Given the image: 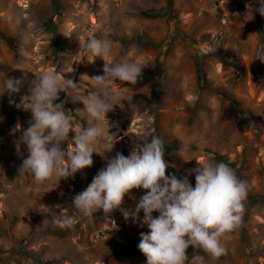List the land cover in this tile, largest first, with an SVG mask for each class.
Wrapping results in <instances>:
<instances>
[{"label":"rangeland","instance_id":"374dc122","mask_svg":"<svg viewBox=\"0 0 264 264\" xmlns=\"http://www.w3.org/2000/svg\"><path fill=\"white\" fill-rule=\"evenodd\" d=\"M61 1L64 8L55 13L52 0H0V32L18 43L14 52L0 37V81L27 75L19 93L0 96L8 100L0 99V264H146L140 251L128 257L112 255L133 241L139 244L141 232L149 231L124 219L122 211L131 213L136 203L128 197L111 220L95 214L94 220L81 218L71 227L63 223V217L73 215L72 198L105 166L99 155L93 154L92 167L59 184L55 178L42 184L28 176L17 179L22 158L15 142L31 112L16 105L29 94L35 74L73 79L84 94L96 89V82L87 77L102 76L105 62L141 65L143 75L136 85L115 80L111 84L112 93L125 100L114 101L118 105L107 114L115 125L110 132L119 136L110 156L129 155L156 127L164 144H179V150L164 152L166 175L180 179L197 162H217L216 155H221L243 167V180L252 193L264 195V37L257 28L258 12L247 15L246 8L259 7L257 0H174L176 19L143 15L162 10L167 0ZM46 21L51 23L48 29ZM261 21L264 29L262 16ZM93 36L112 42L105 61L85 47ZM140 37L158 46L142 44ZM217 50L226 55L228 65L213 55ZM199 60L205 65L209 90L200 87ZM158 62L161 77L155 73ZM157 91L160 96L154 103ZM60 102L72 112L74 123L87 122L82 102L63 92ZM11 116L13 124L6 129ZM104 123L107 127L108 121ZM21 152L26 158L23 146ZM188 179L195 187V175ZM143 194L133 190L137 201ZM221 243L226 249L223 257L207 254L189 264H264V200L253 203L247 195L241 226Z\"/></svg>","mask_w":264,"mask_h":264},{"label":"clouds","instance_id":"9594fccd","mask_svg":"<svg viewBox=\"0 0 264 264\" xmlns=\"http://www.w3.org/2000/svg\"><path fill=\"white\" fill-rule=\"evenodd\" d=\"M257 2V8L246 5L247 15L258 12L264 17V0ZM85 47L93 56L105 61L111 54L112 42L93 36L85 42ZM143 68L129 61L105 62L102 76H81V80L87 77L97 85L95 90L84 94H80V84L73 79L58 73L35 74V79L29 82V94L21 97L20 104L16 105L31 112L27 128L15 142L22 158L17 179L28 176L42 184L55 178L59 184L92 167L95 153L105 166L85 190L72 198L69 206L73 215L62 218L66 226L71 227L81 218L94 220L98 212L111 220L112 213L120 209L128 197L136 203L131 213L122 211L124 219L131 218L149 230L141 232L138 244L146 264H189V247L219 258L226 254L222 239L240 227L249 191L247 181L240 179L234 168L225 162H197L198 166L180 179L168 176L164 142L154 134H146L139 148H133L129 155L116 152L110 156L119 136L110 132L115 125L109 123L107 114L118 105L114 101L125 100L112 93L111 84L115 80L136 85ZM26 80V74L21 78L5 77L0 81V96L19 93ZM62 92L74 102L83 103V112L88 115L86 126L74 123L72 112L63 102L57 103ZM128 106L132 110L138 107L134 102H129ZM17 129H20L19 124ZM70 133H74L71 138ZM96 145H100V151L96 150ZM21 146L27 152L26 158ZM192 174L195 187L188 179ZM133 190L144 192L138 201ZM153 213L158 216L154 217Z\"/></svg>","mask_w":264,"mask_h":264},{"label":"trees","instance_id":"16d2710c","mask_svg":"<svg viewBox=\"0 0 264 264\" xmlns=\"http://www.w3.org/2000/svg\"><path fill=\"white\" fill-rule=\"evenodd\" d=\"M52 5H53V9L55 11V13H60L61 10L64 8L63 7V2L61 0H52ZM176 10L174 8V0H167V5L165 8H163L162 10H158V11H154V10H151V11H146V12H143V15L147 18H158V17H165L167 16L168 18L170 19H176ZM45 26L47 27V29L51 26V23L49 21H46L45 22ZM257 28H258V31L260 33V35L262 37H264V29H263V26H262V21H261V15L258 13V25H257ZM55 28H52V30L54 31ZM0 37L2 39H4L6 41V43H8V45L10 46V48L16 52V49H17V41L14 39V38H11L7 35H5L4 33H1L0 32ZM143 38H139V41L143 44H146V45H151L153 47H157L158 45L152 41H150V39H146L145 38V42H143ZM214 56H219V60L221 61V63H223L224 65H228V61L226 59V55L222 52H220V50H217L215 53H213ZM197 70H198V78H199V83H200V87L203 89V90H209L211 89V85L208 81V78H207V75H206V69H205V65L203 64V62L201 60H199L197 62ZM155 73L158 75V77H161V74H162V64L161 63H157L156 65V68H155ZM160 92L157 91L156 92V97H155V100H154V103L155 101H157L159 99V94ZM222 96L226 97L225 95L222 94ZM1 100L7 102L8 100L5 99L4 97H0ZM58 103V101H57ZM233 103L239 107L240 104L237 102V101H234L233 100ZM83 125L86 126V122L83 121L82 122ZM13 124V118L12 116L9 118V122L6 126V129H9ZM154 135L160 137V133H159V130L154 127ZM161 138V137H160ZM179 150V144L178 143H173L172 145H166L164 144V152L166 154H170L171 152H174V151H177ZM216 161L217 162H225V163H228L232 168H234L236 170V174L237 176L243 180V173L242 171L244 170L243 167H236L234 163H231L229 162L224 156H221V155H216ZM248 199L253 202V203H257V202H261L262 200H264V195L262 196H259L257 194H254L250 191V188H249V191H248ZM97 215H102V213H96ZM35 219V218H34ZM241 226V224H240ZM137 241H133L131 242L129 245L123 247V248H120L119 250H116V251H113L112 255L113 256H118V257H128V256H132L134 254H137L139 252V249H138V246H137ZM208 253L206 252H203L202 250L200 249H196L195 251H190L188 250L187 251V255L189 257V263L194 260L196 257H199V256H206ZM224 255L220 256V257H223ZM39 263L41 264H53L52 261H38Z\"/></svg>","mask_w":264,"mask_h":264}]
</instances>
